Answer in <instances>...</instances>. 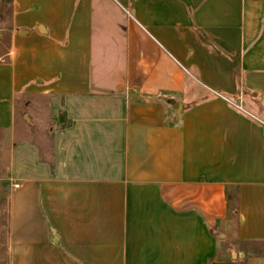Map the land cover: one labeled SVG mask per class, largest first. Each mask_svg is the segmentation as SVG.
I'll list each match as a JSON object with an SVG mask.
<instances>
[{"label": "crops", "instance_id": "0c3cea01", "mask_svg": "<svg viewBox=\"0 0 264 264\" xmlns=\"http://www.w3.org/2000/svg\"><path fill=\"white\" fill-rule=\"evenodd\" d=\"M22 103L9 264H264V0H10Z\"/></svg>", "mask_w": 264, "mask_h": 264}, {"label": "rangeland", "instance_id": "374dc122", "mask_svg": "<svg viewBox=\"0 0 264 264\" xmlns=\"http://www.w3.org/2000/svg\"><path fill=\"white\" fill-rule=\"evenodd\" d=\"M10 12V0H0V19L7 18ZM18 122L13 132L0 131V264H9V193L16 184L14 164L16 151L21 144L30 143L40 146L50 153L53 135L49 129L52 120L37 121L30 118L32 107L19 104ZM28 118V119H26ZM22 151V150H19ZM23 154V152H22ZM27 158V154H23ZM23 158V157H22Z\"/></svg>", "mask_w": 264, "mask_h": 264}]
</instances>
